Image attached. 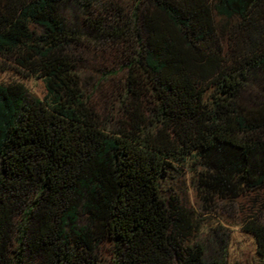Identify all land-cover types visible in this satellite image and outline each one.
I'll return each mask as SVG.
<instances>
[{
  "label": "trees",
  "instance_id": "16d2710c",
  "mask_svg": "<svg viewBox=\"0 0 264 264\" xmlns=\"http://www.w3.org/2000/svg\"><path fill=\"white\" fill-rule=\"evenodd\" d=\"M0 61V264H210L178 175L264 204V0H0Z\"/></svg>",
  "mask_w": 264,
  "mask_h": 264
},
{
  "label": "rangeland",
  "instance_id": "374dc122",
  "mask_svg": "<svg viewBox=\"0 0 264 264\" xmlns=\"http://www.w3.org/2000/svg\"><path fill=\"white\" fill-rule=\"evenodd\" d=\"M101 50L92 49L83 55L85 68L81 73L88 91L93 92L95 81L99 77L97 71L105 66L113 65V60L101 59ZM14 65L2 64L0 61V83L11 85L24 84L29 91L43 98L45 86L41 80L27 77L22 72L13 69ZM107 91H111L106 84L102 94L96 93L95 100L101 102ZM167 200L178 198L199 214L200 222L194 236V242H200L206 248V261L210 264H264V259L258 254V243L254 234L247 226L255 222L264 228V204L260 195L254 193L239 198L236 202H219L204 208L199 200L190 174L178 175L165 185ZM206 206V205H205ZM108 263V256H105Z\"/></svg>",
  "mask_w": 264,
  "mask_h": 264
}]
</instances>
